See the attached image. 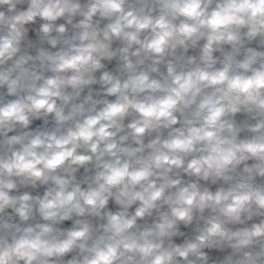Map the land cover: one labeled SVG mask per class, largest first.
<instances>
[{
  "label": "clouds",
  "instance_id": "1",
  "mask_svg": "<svg viewBox=\"0 0 264 264\" xmlns=\"http://www.w3.org/2000/svg\"><path fill=\"white\" fill-rule=\"evenodd\" d=\"M0 264H264V0H0Z\"/></svg>",
  "mask_w": 264,
  "mask_h": 264
}]
</instances>
